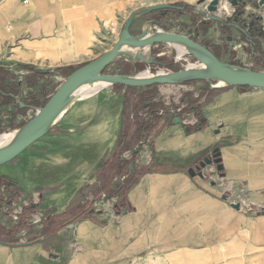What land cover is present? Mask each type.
I'll list each match as a JSON object with an SVG mask.
<instances>
[{"label": "crops", "instance_id": "crops-1", "mask_svg": "<svg viewBox=\"0 0 264 264\" xmlns=\"http://www.w3.org/2000/svg\"><path fill=\"white\" fill-rule=\"evenodd\" d=\"M126 1L28 0L22 9L20 0H0V57L27 30L39 36L23 39L13 52L21 63L0 64V135L20 128L58 88L51 81L55 70L34 64L86 59L93 14ZM185 12L179 15L183 29L222 62L264 70V34L259 31L264 33V5L246 0L244 7H230L231 14L217 15L220 21ZM148 55L159 59L152 51ZM134 62L145 67L141 60ZM213 84L124 86L118 93L107 92L109 101L102 103L103 88L72 100L49 129L64 132L49 133L37 143L54 159L47 166L115 152L126 162H118V183L107 187L94 178L82 189L70 182L39 185L36 175L43 163L38 149L24 153L19 162L1 164L0 264H146L156 259L165 264H264V211L234 207L264 205V89ZM91 96H96L93 102L84 100ZM107 121L121 123L111 128ZM122 121H140L126 139ZM214 152L221 170L213 160L201 165ZM130 163L140 174L125 190L128 208L115 209L116 217L106 210L93 212L91 200L115 196ZM68 172L75 173V167Z\"/></svg>", "mask_w": 264, "mask_h": 264}, {"label": "rangeland", "instance_id": "rangeland-1", "mask_svg": "<svg viewBox=\"0 0 264 264\" xmlns=\"http://www.w3.org/2000/svg\"><path fill=\"white\" fill-rule=\"evenodd\" d=\"M24 0H20V8L24 9L27 6V3L25 4L23 2ZM59 1V0H55ZM211 0H127L123 5L120 6H113L110 4L108 7L109 9H106L102 12H96L94 13L92 20L93 21V31L91 33L90 39L91 44L90 50L87 52V58L84 60L76 61L72 64L67 65H43L40 66L38 64H34L35 67H41V69L46 70H55V75L52 77L51 81L54 85H58L62 83V80L65 79V77L59 73H57L58 69H76L79 66L85 64L87 60L93 59L94 57H98L100 54L106 52V50L110 49L114 42L116 41L118 34L124 27L126 21L132 17V24L129 29L130 33L133 36H139L142 34V31L146 28H149V23L156 21L159 23V25L162 27L163 31H170L172 30L171 27L173 25H179L180 32L183 35H188L186 31L181 26V18L179 17V13L177 11L181 10H173L168 9L167 11H152V12H146V10L150 7L162 5V4H179L178 6L181 7L182 4H190L191 8L186 9L185 13H190V17H200L203 16L205 19H208V15H221L226 16L230 13V5L227 2H220L217 5V10L215 13H209L207 12V5ZM226 4L229 8V13H220V5ZM75 6L70 7L71 10L75 11ZM88 9V8H87ZM90 10V9H89ZM203 12V14L199 13ZM89 17L91 14H87ZM7 26H10V23H6ZM150 34L154 32L153 26L150 27ZM35 36L32 34L29 30H27L24 34L21 35L20 40L16 41L13 45L6 46V50L4 52V56L0 57V64H8V63H21L20 60L13 58V52L15 50L19 49L20 46L23 43V39H33ZM22 40V41H21ZM197 40V39H196ZM200 39L198 38V42ZM169 45L167 47H158L156 48H146V49H139L136 52H125L121 54L117 59H115L102 73L104 74H127L131 77H138L140 73L147 71L151 75H156L158 72H164L163 69H167L169 72L181 70L186 67L189 63H195L194 60L187 54H182L179 56L177 48L172 44H165ZM154 49V50H153ZM149 51H152L153 53H156L159 56V59L163 60L162 62L169 63L170 61H174L176 64L162 67L159 65H154L153 63H144L145 67L140 68L137 67L134 60L131 57L134 56H145V59H149ZM156 55V56H157ZM147 56V57H146ZM152 59H156L154 57H151ZM167 73V72H164ZM179 85V84H175ZM113 87V89H111ZM157 88H154V91H156ZM100 90H97L93 93H98ZM121 87L110 85L104 88L101 93H104V97L101 99L100 102H108V97L106 95L107 92H120ZM133 92L139 91V90H132ZM132 92V93H133ZM83 95V94H82ZM95 95V94H93ZM106 95V96H105ZM96 96H91L86 99H84L87 102H93L92 99H95ZM129 103V99L127 100ZM95 121H91L90 123H94ZM111 128H113V125L115 123H121V121H107ZM123 122V136L124 139L127 137V132L131 128V126L134 124H138L140 121H122ZM110 130V129H109ZM113 130V129H112ZM64 132L63 128H60L59 130H49L47 131L43 136L49 134V133H62ZM5 134V133H3ZM42 136V137H43ZM4 137H0V141ZM41 139V138H40ZM38 139L33 144H31L29 147H27L22 153H20L15 159V161L19 162V159L22 157L24 153L27 151H32L35 149L41 150L37 143L40 140ZM124 148H129L125 145ZM135 150L138 151L139 148L135 147ZM44 151H40V158L42 161V165L38 166V175H36V181L39 182V185L43 184H52V183H58V184H65L67 182L75 183L76 189L80 188L82 189L87 183L92 181L94 178H102V181H104V184H106L107 187H113L117 185V178H120V171L121 168L118 166V162L121 163V157H116L115 152L109 151V156L103 157L101 159L96 158H85V157H77L74 159H69L65 161H61L62 165L56 166V167H48L47 161L50 162L54 159L49 158ZM133 155V154H131ZM134 156L130 160H133ZM124 164H126L125 160L122 161ZM75 167V173L68 172V170ZM86 172H83L85 171ZM82 208V206H79ZM146 264H165L160 259H156V261H149Z\"/></svg>", "mask_w": 264, "mask_h": 264}, {"label": "water", "instance_id": "water-1", "mask_svg": "<svg viewBox=\"0 0 264 264\" xmlns=\"http://www.w3.org/2000/svg\"><path fill=\"white\" fill-rule=\"evenodd\" d=\"M220 2H227L232 8L244 7L246 0H211L207 5V12L215 13L217 5ZM264 0H257V6H263ZM168 9L182 10V7L171 4H162L150 7L146 12L167 11ZM234 9V12H237ZM203 14V12H199ZM130 17L119 33L117 40L112 47L105 53L99 55L93 60L76 68L69 74L53 94L46 100L44 105L37 109V112L20 128V136L16 142L8 147L0 148V165L10 162L22 153L27 147L40 139L50 128L55 118L72 102L75 92L80 86L95 81L108 82L110 85H122L125 87H147L152 85H175L189 81H207L209 83L219 81L225 82L222 86L249 87L264 89V70H253L247 67L231 65L222 62L215 56L205 44L194 40L190 35L171 33L155 30L150 34V27L159 28L158 22L149 23V28L142 31L139 36H133L129 29L132 24ZM208 19L220 21L216 15H208ZM264 34V33H262ZM179 43L185 46L186 52L195 63L203 65L205 69H188L167 72L157 78H140L131 77L121 74H104L102 73L120 54L121 46L138 47L139 49L151 48L158 44ZM133 60H141L145 63L159 65V62L152 58L145 59L143 56L131 57ZM160 66V65H159ZM216 164L218 170H221L220 159L217 152L204 157L201 165L211 163ZM129 169H133V163H130ZM190 173L193 171L190 170ZM238 208V205L234 206Z\"/></svg>", "mask_w": 264, "mask_h": 264}, {"label": "bare ground", "instance_id": "bare-ground-1", "mask_svg": "<svg viewBox=\"0 0 264 264\" xmlns=\"http://www.w3.org/2000/svg\"><path fill=\"white\" fill-rule=\"evenodd\" d=\"M27 4H28V0H27ZM219 9H220V13H226V14L229 13V9H228V6L226 4H222V6ZM118 36H119V34H118ZM173 45L177 48L179 56H181L182 54H184L186 52V48L184 45L179 44V43H173ZM138 50H139L138 47L121 46L119 55H121L125 52H129V51L136 52ZM185 68H188V69H198V68L205 69V67L203 65H199L198 63H192V64L189 63L188 65H186ZM163 74L164 73L161 71V72H158L156 75H151L147 71H144V72L140 73L138 77H140V78H157V77L162 76ZM219 83H220V85L225 84V82H223V81H219ZM109 85L110 84L108 82H103V81H95L92 83H86V84L80 86V88L75 92L73 101L74 100L76 101L77 98L79 96H81L84 92L102 90L103 88H106ZM69 105L55 118V120H53L50 128L57 122V120L61 117V115L64 114V111H66V109L69 107ZM10 132H12V133L8 132L6 134L0 135V137H4L0 141V148L8 147L9 145L13 144L14 142H16L18 140V138L20 136V130L16 129V130H13Z\"/></svg>", "mask_w": 264, "mask_h": 264}, {"label": "trees", "instance_id": "trees-1", "mask_svg": "<svg viewBox=\"0 0 264 264\" xmlns=\"http://www.w3.org/2000/svg\"><path fill=\"white\" fill-rule=\"evenodd\" d=\"M178 5L179 4H175L174 6H178ZM181 7H182V10L181 11H177L179 14L181 12L185 11L186 9L191 8V5L182 4ZM259 31H260L261 34L263 33L261 30H259ZM153 60L159 62V65L162 66V67H167V66H171V65H175L176 64L173 61H170L169 63H165V62H162L163 60H161V59H153ZM74 70L75 69H63V68L58 69V71L61 72L64 77H67ZM192 82H194V81L182 82V83L183 84H190ZM115 86L124 87L122 85H115ZM243 88L247 89L248 87H243ZM200 126L201 125L199 124L198 126H196L194 128V130H198L200 128ZM146 128L147 127L145 125H142L141 131L144 132L146 130ZM126 174L128 175V178H127L126 182L124 183V185L122 187H120L117 191L114 192V195L118 197V202L115 204V209L118 212L126 210L128 208L127 207V202H126V197H125V190H128L129 188H131L136 183V181L138 180V175L140 173H137L134 169L129 170V168H128L127 171L121 173V175H126ZM88 210H89V208L84 209L83 213L88 212Z\"/></svg>", "mask_w": 264, "mask_h": 264}, {"label": "built area", "instance_id": "built-area-1", "mask_svg": "<svg viewBox=\"0 0 264 264\" xmlns=\"http://www.w3.org/2000/svg\"><path fill=\"white\" fill-rule=\"evenodd\" d=\"M23 2L26 4L27 0H24ZM179 27H180L179 25H173L171 27L172 30L166 31V32L181 34ZM153 28H154V30H157V31H163L161 26L159 28H156V27H153ZM163 71L169 72L167 69H163ZM219 85L220 84L215 83L212 86L213 87H219ZM37 109L26 118V122L37 112ZM36 202L38 203V198L36 199ZM117 202H118V197L110 196V195H102L98 200H91L92 211L93 212H99L101 210H106L107 212L110 213L111 216L116 217V216H118V214L115 212V204ZM238 206L242 207L247 212H252L254 214H257V213H260L261 211H264V205H249V204H245L242 202V203H238Z\"/></svg>", "mask_w": 264, "mask_h": 264}]
</instances>
